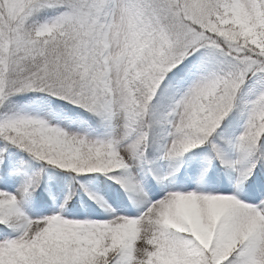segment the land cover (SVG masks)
<instances>
[{
    "label": "rangeland",
    "instance_id": "obj_1",
    "mask_svg": "<svg viewBox=\"0 0 264 264\" xmlns=\"http://www.w3.org/2000/svg\"><path fill=\"white\" fill-rule=\"evenodd\" d=\"M181 2L176 9L183 15L182 23L173 31L168 27L166 36L163 35L165 41L153 45L151 55L155 56V63L151 61L145 66L151 70L149 81H162L175 67L176 47H182L184 40L195 43L203 37L233 54L226 68L210 69L200 61L178 81L177 96L165 114L166 131L157 145L159 160L157 157L151 164L143 162L144 136L134 130L138 105L134 86L140 80L134 67L146 45L142 43V21L129 0H94L92 20L67 12L47 20L35 19L33 23L30 16L41 5L37 0H0V141L5 137L20 147L27 142L49 150L72 168L91 159L101 160V155L106 154L111 162L117 159V163L127 167L120 179L124 188L130 178H137L140 183L147 181L148 175L160 180L167 174L165 188H159L156 199L162 197L166 188L170 189L169 181L173 179L174 188L167 193L168 197L199 194L205 199H230L234 205L206 212L179 205L163 216L145 206L116 218L117 213L112 209L116 205H111V209L105 206V195L95 183L110 185L119 195L122 190L117 182L103 175H96L90 187L79 191V195L87 193L89 198L82 197L75 209L63 208L75 184L71 181L64 188L50 182V195L54 196V187L59 188L61 198L56 204L42 203L33 188L35 174L21 169L23 155L11 152L12 170L5 172L1 158L4 149L0 146V194L10 200L0 204V222L5 221L16 231L11 236L0 233V264H107L127 238L133 240L128 264H188L190 259L204 256L212 264H224L233 255L246 257L248 264H264V172L254 171L251 158L252 147L257 145L255 136L264 131V3L260 0ZM154 3L160 11L165 0ZM113 8L117 9L113 20L118 22L111 25ZM159 17L161 27L166 28V22ZM116 28L119 32L114 35ZM215 28L225 31L231 28V31L226 36L213 32ZM83 32L91 35L88 38L91 42L99 34V44L90 46L92 53L84 45L85 53L81 50L82 55L74 61L83 68L81 82L65 67L52 72L55 75L49 72L41 82L48 86L61 85L60 95L69 93L81 100H96L92 104L96 106L101 99L99 91L90 98L87 93L97 85L94 54L98 51L99 56L101 52L106 69L103 80L110 98L112 128L108 133H95L84 121L55 113L45 97L32 98L18 112H10L14 94L38 83H32L36 77L21 78L27 70L25 65L37 66L54 50L53 45L70 50L79 47ZM55 77L57 81L53 80ZM240 103L244 111L238 130L232 131L229 138L220 132L217 137L222 143L209 141L214 144L215 157L197 159L205 169L217 173H225L220 168L226 167L233 177L231 184L213 179L208 173V182L201 185L194 173L187 177V171L180 169L170 174L164 171L162 164L170 159L188 164L195 161L191 155L194 146L191 134L200 125L197 121H203V126L219 109L225 113L238 108ZM122 128L124 134L119 141ZM17 139L23 142H16ZM126 143L134 145L130 153L121 151ZM242 216L247 221L256 216L263 221L255 226L242 224L239 220Z\"/></svg>",
    "mask_w": 264,
    "mask_h": 264
},
{
    "label": "trees",
    "instance_id": "obj_2",
    "mask_svg": "<svg viewBox=\"0 0 264 264\" xmlns=\"http://www.w3.org/2000/svg\"><path fill=\"white\" fill-rule=\"evenodd\" d=\"M41 5L38 6L37 11H35V13L33 15L30 16V19H32L31 23H33L34 21H36L35 19H38L39 13L41 12V10L43 9H47L48 7L51 6V4H55V7L57 8L58 5L62 6V10L68 7H71V2H73L74 0H37ZM261 2L264 3V0H260ZM175 2V3H174ZM181 0H165V3H163L162 7L160 8L159 11V6L157 9V5L151 4L149 5L150 7V11L157 13V11H159L162 21L166 22L165 23V27H161L160 35L159 38H157L156 40V44L161 42V41H165L163 35L165 34V31H167L168 27L170 29L176 28L177 29V25H179L180 23H182V14L177 11L176 7H179V4H181ZM264 7V4L262 5ZM49 10V9H47ZM175 20V21H173ZM231 28L228 30H220V29H214L213 32H219L221 34H224L227 36V32H230ZM220 34V35H221ZM166 36V35H164ZM212 37H214V35H212ZM230 37V36H229ZM227 40H229L228 38H226ZM54 50H52L49 55H46L43 57V59L41 61H39L37 66H31V64H29L28 66L25 65L24 68H27V70L24 72V75L21 77H25V76H29V77H36V80L32 81L33 84L37 83V85H34V87H30V89L36 88V89H40V90H47V91H52L54 93L59 94V87H61V85L59 86L58 84H52L50 86H48L46 83L41 82L43 79V77L48 76L49 72H51V75H55L52 72H55L57 70V68L62 69V68H66L69 72H71V74H74V76L76 75L78 78V82H81L80 76L82 74L80 66L76 63H74V61L76 62V54L78 53L77 48H73L72 50H74V52L72 50H70L71 48H65L62 45H53ZM67 49V50H66ZM154 53V52H153ZM80 54V53H79ZM37 60V58L35 59ZM34 60V61H35ZM150 62L152 61L153 63H155V56L151 55V60H149ZM147 62V61H146ZM145 62V64H146ZM58 65V66H57ZM56 73V72H55ZM86 74V73H85ZM20 76V75H19ZM75 76V77H76ZM40 77H42L40 79ZM55 81H57V78L55 77V79H53ZM49 84V83H48ZM29 89V88H28ZM50 89V90H49ZM66 95L70 96L69 93H66ZM81 103H83L81 101ZM7 106V105H6ZM215 120V117L213 118V115L210 119V123H212ZM18 142H23L21 141V139H18ZM22 147H24V149H26L28 152L32 153V155H36L37 157L41 158L42 160H44L45 162L54 164L58 167L64 168L66 169L67 167L65 166V162H59L58 158L55 155V153L50 152L49 150H44V149H40V148H36L32 145H30L27 142H23L22 143ZM104 169L105 165L97 162L96 164L92 161L87 163L86 165H82L80 167H78L79 171L82 172H86V173H90L93 169ZM126 244L121 246L115 253V255H113V257H111L110 262H108L107 264H117L119 262H121L126 256ZM209 257L204 256L201 259L199 258H192L189 260V262H191L192 264H212L209 262ZM233 260L235 262H233ZM188 262V264H189ZM234 263V264H248V262H246V259L243 257H239L238 255L231 257L230 260L226 262H224V264H228V263Z\"/></svg>",
    "mask_w": 264,
    "mask_h": 264
},
{
    "label": "bare ground",
    "instance_id": "obj_3",
    "mask_svg": "<svg viewBox=\"0 0 264 264\" xmlns=\"http://www.w3.org/2000/svg\"><path fill=\"white\" fill-rule=\"evenodd\" d=\"M117 7V6H116ZM117 10V9H115ZM114 10V11H115ZM118 22L117 20H112V25H114V22ZM119 32V28L114 29V35L115 33ZM122 121V120H120ZM123 134H124V130L122 128V132L119 134L118 136V140L121 141L123 138ZM117 138H116V142H118ZM134 145L132 144H127L125 146H122L121 151L125 152V153H130L131 151L134 150ZM195 161L188 164L186 163L184 160L181 161L179 159H170L167 160L166 164L165 162L163 163V169L166 173H172L175 172L177 173L179 171V169L182 172H186L187 177L189 176V174L194 173L196 175V177L199 178V183L201 185H205L208 180H206V173L208 172L205 167H203V164H200V162L197 161L196 158H193ZM117 161V159H116ZM114 161L112 164L115 165L117 162ZM167 174L163 176L162 179L158 180L157 178H155V176H150L147 179L148 180H153L155 181V184L151 183V186L147 185L146 183H144V181L140 182L138 181L137 178L134 179H128L127 183H125V187L126 189L129 191V195L128 197H130L131 201L129 200L127 201L126 199L124 200L123 195H119L118 192H116L110 185L104 184V183H96V186L102 190V192L104 193L105 197H104V204L105 206L108 207V209H111V205H116L118 207H126L127 202L132 203V205H135L136 207H144L146 206V203L151 202V198L153 197V194L159 190V188H163V185H159L157 183H159L162 180L167 179ZM219 180V179H218ZM221 181L223 182H228L230 179L229 177L226 178H220ZM146 182V181H145ZM171 183L170 189L173 190L174 188V184L175 181H173V179H171L169 181V184ZM198 183V185H200ZM169 188L166 190V192L171 191ZM164 190V193H166ZM148 197V198H147ZM147 198V199H146ZM8 199H6V197L3 194H0V204H2L3 202L7 201ZM120 200H123L121 203L118 202ZM10 202V200H8ZM8 202V203H9ZM154 205L150 206L149 211H154L156 213H158L160 216H163L165 214H169L170 211H174L177 206L182 205V207L184 206H188L192 209L195 210H203L206 212V210L209 209H213L214 208H224V209H228L229 207H232L234 205V202L231 201L230 199H226L223 197L221 198H213V199H208V198H202L201 195H197V194H184V195H172V196H167L165 198H163V200L160 201H155L153 203ZM113 210L114 209L112 208ZM120 214L121 213H117L115 215L116 218H120ZM264 219V218H263ZM263 219H261V217H250V220L247 221L248 219L245 220V217H241L239 220L240 222H242V224H247V225H253L254 226L256 224L260 225L261 221H263ZM248 222V223H247ZM33 228H36V226L34 225Z\"/></svg>",
    "mask_w": 264,
    "mask_h": 264
}]
</instances>
